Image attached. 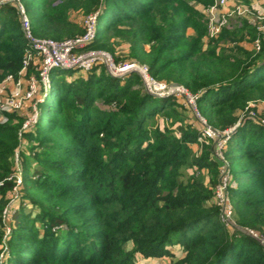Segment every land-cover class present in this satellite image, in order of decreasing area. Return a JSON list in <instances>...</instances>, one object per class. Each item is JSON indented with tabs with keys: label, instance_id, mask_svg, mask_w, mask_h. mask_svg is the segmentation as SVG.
<instances>
[{
	"label": "trees",
	"instance_id": "obj_1",
	"mask_svg": "<svg viewBox=\"0 0 264 264\" xmlns=\"http://www.w3.org/2000/svg\"><path fill=\"white\" fill-rule=\"evenodd\" d=\"M212 1L21 0L39 38L82 34L70 8L97 12L89 46L113 56L114 44L127 43L155 80L197 94L213 129L239 120L223 150L232 223L214 199L212 143L193 152L199 122L181 118L180 98L150 93L136 72L111 75L102 63L70 79L73 69L56 67L36 124L23 130L22 116L0 108V264H264L263 244L244 231L264 235V124L236 113L264 99V34L235 18V27L204 41L197 5ZM248 34L258 50L242 44ZM26 47L16 5L1 3L0 81L17 74ZM51 112L60 117L48 121ZM159 115L179 124L152 127Z\"/></svg>",
	"mask_w": 264,
	"mask_h": 264
},
{
	"label": "built area",
	"instance_id": "obj_2",
	"mask_svg": "<svg viewBox=\"0 0 264 264\" xmlns=\"http://www.w3.org/2000/svg\"><path fill=\"white\" fill-rule=\"evenodd\" d=\"M8 1L13 2L17 7L22 32L27 40V47L24 49L22 65L17 72L18 74L24 72L34 53L40 54L43 58L39 72V75L42 77L46 73L49 74L52 68H78L80 70L87 71L92 65L96 63H105V61L110 60L109 55L102 51L91 53L85 58H81L80 56L71 57L70 55V51L73 48L80 47L93 40L96 31L95 26L92 28L87 27V29L84 28V32L82 34L61 41L51 38L35 37L31 32L30 22L21 0H0V4ZM246 1L248 2H245V0H213L211 4L206 6L203 10L206 21V36L209 38L216 37L222 28L228 26L230 20L235 18L246 19V21L253 25L259 33L264 34V14L253 9L252 0ZM95 17L97 18V12H93L91 15L88 14L84 19L86 26L88 25V21L95 20ZM253 47L257 50L259 49L258 37L253 40ZM132 71L136 72L140 76L146 91L159 96L183 94L188 96L189 104L192 105L196 110L197 94L190 95L189 92H187V90L182 86L167 84L164 81L155 80L154 77L149 73L148 67L145 64H138L132 61L124 64L120 63L117 64V66H113L110 73L122 75ZM13 77V74H7L0 81V91H3L7 87V82L12 81ZM35 86V78H30V90H34ZM27 96H30L29 92L27 93ZM20 104L21 102L18 100L17 92H15L9 97L8 100L5 99L4 104L0 103V108H6L8 110L15 111L14 109L18 108ZM200 118L201 122L199 120ZM199 119V122L202 123V128L200 129L198 140H206L208 138H212L215 135L223 136L222 139L228 138L233 129L237 126L233 125L229 127V129H224L222 132H219L209 126L200 115ZM225 213L227 215L231 213L229 206L226 207ZM250 233L254 237H258L256 236L257 234L255 235L252 230ZM258 239L264 246V238L258 237Z\"/></svg>",
	"mask_w": 264,
	"mask_h": 264
},
{
	"label": "rangeland",
	"instance_id": "obj_3",
	"mask_svg": "<svg viewBox=\"0 0 264 264\" xmlns=\"http://www.w3.org/2000/svg\"><path fill=\"white\" fill-rule=\"evenodd\" d=\"M258 2L261 0H257ZM10 2V1H8ZM56 2V1H55ZM245 2H248L245 0ZM56 3H59L56 2ZM253 4V9L254 10H258L260 11L262 14H264V0H262V2L256 3H252ZM197 9L200 11V13L203 12V10L205 9V7L203 5H197ZM92 12L89 13H85L84 10L82 8H70L68 10V14L67 17L69 20L76 22L77 24L81 25L83 28L89 27L92 28L93 26H95L96 29V24H97V18L95 17V20H89L88 21V25L86 26V24L84 23V19L86 18V16L88 14L91 15ZM198 21H200L201 23H205V17L203 16V14H201V16L199 18H197ZM238 23V19H232L230 20L228 27L229 28H233L237 25ZM187 34H192L194 33L193 28L188 27L186 29ZM264 36V35H263ZM209 38V37H208ZM207 36L203 37V40H207L208 39ZM119 39H117V37H113L111 38V43L117 42ZM90 42L82 45L80 47H76L73 48L70 51V55L71 57L74 56H80L81 58H85L87 55L89 56V54L94 53V52H106L109 55L110 60L105 61V63H102L103 65H101L108 73H110L112 71L113 66H117V62H115L113 59L114 56H118L120 58H122L124 61H119L121 62V64L127 63V62H135L138 64H145L147 66V63H145V61H137L133 58H130L128 56V44L120 41L119 44H114V53L113 56L105 50H102L98 47H91L89 46ZM242 44L248 48L251 49L253 48V42L252 39L250 37V35H246V37L243 38ZM149 48V45L146 46V49ZM257 50V49H255ZM42 56L40 54H36L34 53L33 56L31 57V60L28 62V65L26 66L24 72H22L21 74H16L13 77L12 81L7 82V87L3 90L0 91V103L4 104L5 99L8 100L9 97L14 94L15 92H17V96H18V100H20L21 104L18 108L14 109L15 112L17 114H19L20 116H22L23 118V122H22V126L21 128L23 130L27 129L29 126L36 124V122L38 121L39 118V112H40V108H39V104L43 101L47 89H48V85H49V81H50V72L49 74L46 73L43 77L39 75L40 72V67H41V63H42ZM73 69V74L72 75H67V78L70 79L72 76H79V75H84L86 73V70H80V69H76V68H71ZM115 73V72H113ZM111 74V73H110ZM111 75H116V76H122L121 74H111ZM30 78H35L36 80V86L34 88V90H30L29 88V80ZM164 81V80H163ZM165 82V81H164ZM143 83V82H142ZM30 93V96H27V93ZM189 92V91H187ZM190 95H193L191 92H189ZM177 98H180L179 101L181 100L182 104L184 108H177V110L182 114L183 120L185 122H190L192 123V126H197L198 125V119H199V111L193 108L192 105L189 104V98L188 96H185L183 94H176L175 95ZM186 102V103H185ZM187 104V105H186ZM188 104L191 106V109L193 110L192 112H190L188 110ZM197 107V106H196ZM13 111V110H12ZM239 116H242L244 114L248 115V117L254 119V120H259L260 122H262L264 124V99H252L247 101V104L242 108V109H237L236 112ZM60 117L59 113H54L51 112L48 114V121H52L55 118ZM198 119H197V118ZM203 118V117H202ZM174 119V117L171 118H167L166 116H160L158 117V120L156 123H154V125H152V127H155L156 125H160V126H170L171 128L176 127L177 124H179V122H174L171 123V120ZM204 119V118H203ZM201 122V118L199 119ZM205 120V119H204ZM239 121V120H238ZM238 121L233 124V125H237ZM199 122V129L202 128V123ZM206 122V121H205ZM225 129H229V128H225ZM219 132H222L224 129L222 130H218L215 129ZM223 136H218L215 135L212 138L209 139H202V140H197L196 143L191 144L192 150L193 152H195L196 154H199L201 151V144L200 142L203 141V144L208 145L210 142L212 143V149H213V153L214 156L216 158H218V163H219V182L216 183L215 185V202L217 205H219L222 209H223V213L224 211V207H228L230 206L229 202H228V197H227V193H226V185L227 182L229 180L230 174H229V160L227 158H225L223 156V150L225 149V145H226V141L228 138H224L222 139ZM27 169V167H26ZM25 170V169H24ZM188 171H190V169H188ZM204 174V183L205 184H210V182H207V180L211 177V174L209 173L208 169H203ZM17 183H20V179L17 180ZM18 190V189H16ZM13 212V210H12ZM11 212V213H12ZM223 220H225L228 223H232V219H231V213L229 215H227L226 213L223 214L222 216ZM7 222V221H6ZM247 233H250V229L248 228H244ZM10 226L8 225V223H6L5 226V232H4V236L7 237L8 233L10 232ZM254 232V231H253ZM256 236L260 237V238H264V235H261L257 232H254ZM252 235V234H251ZM253 236V235H252ZM255 237V238H258ZM176 251L175 255H179V250L174 249V252ZM141 260L139 259L138 262H140ZM147 264H169V261L166 258H155V259H151L148 260Z\"/></svg>",
	"mask_w": 264,
	"mask_h": 264
},
{
	"label": "crops",
	"instance_id": "obj_4",
	"mask_svg": "<svg viewBox=\"0 0 264 264\" xmlns=\"http://www.w3.org/2000/svg\"><path fill=\"white\" fill-rule=\"evenodd\" d=\"M253 1V3H255V0H252ZM259 2H262V0L261 1H259ZM257 0H256V3H259Z\"/></svg>",
	"mask_w": 264,
	"mask_h": 264
}]
</instances>
